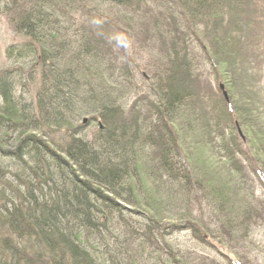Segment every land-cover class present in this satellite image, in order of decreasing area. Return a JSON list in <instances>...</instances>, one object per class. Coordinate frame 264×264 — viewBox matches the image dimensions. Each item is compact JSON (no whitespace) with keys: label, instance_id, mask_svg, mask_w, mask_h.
Segmentation results:
<instances>
[{"label":"trees","instance_id":"1","mask_svg":"<svg viewBox=\"0 0 264 264\" xmlns=\"http://www.w3.org/2000/svg\"><path fill=\"white\" fill-rule=\"evenodd\" d=\"M0 12L25 38L0 64V264H186L174 231L234 264L226 239L247 244L263 219L243 162L264 189V0H0ZM207 62L227 99L202 80Z\"/></svg>","mask_w":264,"mask_h":264},{"label":"rangeland","instance_id":"2","mask_svg":"<svg viewBox=\"0 0 264 264\" xmlns=\"http://www.w3.org/2000/svg\"><path fill=\"white\" fill-rule=\"evenodd\" d=\"M81 7L84 8L83 6ZM260 12H261V8H259L256 13L257 18L259 14H261ZM24 40L25 38L22 35L15 32L12 25L9 24V21L6 18V16L0 12V64L4 61V52H5L6 47L13 43H22ZM193 51H198L202 53V50L199 46H196V50H193ZM262 62L263 63L260 65V67L257 68V73L260 78L262 77L260 84L258 83V87L262 90V95L264 97V60ZM201 71L203 73L202 80L205 82L208 88L210 89L211 87L213 88V91L211 89L210 92L213 94V96L216 99H219L221 101L222 90L220 89V85L221 84L224 85V83L220 81V79L217 78L216 75L212 72L210 68V63L208 62L204 63L201 66ZM150 72H152V74L156 76V70L154 68L151 67V70L148 71V73ZM137 78L139 81L137 84V87L141 88L142 93L144 95H148V98L150 101H156L155 96L152 95L153 94L152 88H150V85L152 82L150 81L145 82V80H143L140 75H138ZM224 90L228 91L225 88V85H224ZM223 106L224 105H222V107ZM85 117L83 116L81 117V119H84ZM230 118L231 120H233V116H230ZM84 129H86L87 136L91 138L95 130V124H90L89 122L85 124ZM238 140L240 141V139ZM251 162L253 164L252 160ZM243 164H245L244 166H245V169L247 170L246 172L247 175H245V178L247 177L248 179L247 180L248 187L247 189H245V194L246 195L248 194V198H250L252 201L253 206L251 207H253V209L257 211L253 213L252 219L257 216L262 217L263 219L255 223V225L251 224L249 231H248L250 235H249L247 244L243 243L237 238L235 240L234 238L226 239V240H228L229 243H232V245L228 243L230 246L234 248V249L231 248L232 253L238 254L239 256L241 254L243 255L244 260L242 262V261H239L238 259H235L236 257L234 254L229 253L230 258L234 264H264V189L261 186L262 184L260 183L261 177L260 176L258 178L256 177L255 173L253 172L250 166L251 164L249 162L246 163L245 161L243 162ZM221 171H222L221 177L228 174V173L226 174L227 169L224 167L221 168ZM171 182L172 181H168L167 184L170 185ZM251 193L253 194V197H250L249 194ZM240 207L241 205L237 204L235 208L236 212H241L240 210H242V208ZM181 211L185 212L186 207ZM192 211H193L194 218H198L199 223H200L201 211L198 209L197 206H194L192 208ZM217 212L218 211H216V214ZM182 214H185V213H182ZM205 217H207V215H205ZM174 218L175 219L172 222H175L177 220V216ZM218 234H221V232H219ZM234 235L236 236L238 234L234 233ZM166 239L171 248L172 246L182 247V250H184V256L182 257V259L184 258L186 264H229V261L225 257L218 255L217 252L207 248L205 245H203L199 241L192 239L190 236V233H187L186 231H180V232L174 231L172 234H170V236H166ZM226 252L228 251L226 250Z\"/></svg>","mask_w":264,"mask_h":264},{"label":"water","instance_id":"3","mask_svg":"<svg viewBox=\"0 0 264 264\" xmlns=\"http://www.w3.org/2000/svg\"><path fill=\"white\" fill-rule=\"evenodd\" d=\"M220 88L223 90L224 86L221 85ZM223 95H224L225 98H227V93L225 91H223ZM239 131H240V134H242L240 129H239Z\"/></svg>","mask_w":264,"mask_h":264}]
</instances>
